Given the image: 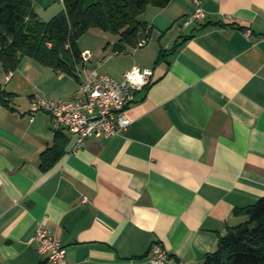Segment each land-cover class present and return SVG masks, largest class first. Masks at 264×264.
Returning a JSON list of instances; mask_svg holds the SVG:
<instances>
[{
    "label": "crops",
    "instance_id": "crops-1",
    "mask_svg": "<svg viewBox=\"0 0 264 264\" xmlns=\"http://www.w3.org/2000/svg\"><path fill=\"white\" fill-rule=\"evenodd\" d=\"M201 5L206 15L192 22V0L146 7L148 42L111 52L118 62L101 71L121 78L133 65L152 68L126 106L131 123L73 153L72 135L30 102L72 98L80 76L107 60L78 45L92 55L76 75L28 56L12 71L0 67L11 94L0 100V264H52L37 250L40 223L74 264H147L156 242L180 264H201L264 196V0ZM62 6L32 0L42 20ZM57 131L63 151L43 169L40 153Z\"/></svg>",
    "mask_w": 264,
    "mask_h": 264
},
{
    "label": "trees",
    "instance_id": "trees-1",
    "mask_svg": "<svg viewBox=\"0 0 264 264\" xmlns=\"http://www.w3.org/2000/svg\"><path fill=\"white\" fill-rule=\"evenodd\" d=\"M170 0H62V9L47 20L38 17L32 0H0V62L14 70L22 57L76 75L81 62L77 40L90 27L118 34L113 51L137 47L151 27L141 16L148 5L165 6ZM149 26V27H148ZM148 27V30L146 31ZM161 50L156 61L163 58ZM11 94L0 83V100ZM56 132L54 143L40 153L47 169L63 151ZM61 137V135H60ZM246 218L218 238L217 247L203 255L201 264H264V196L242 208Z\"/></svg>",
    "mask_w": 264,
    "mask_h": 264
},
{
    "label": "built area",
    "instance_id": "built-area-1",
    "mask_svg": "<svg viewBox=\"0 0 264 264\" xmlns=\"http://www.w3.org/2000/svg\"><path fill=\"white\" fill-rule=\"evenodd\" d=\"M205 15L201 0H192L188 21H196ZM147 42L148 38H142L137 46H143ZM80 56L82 60H87L90 58V51L83 49ZM145 70L147 75H144ZM152 73L150 67L133 65L121 78H117L110 72L91 69L85 77L80 76L78 88L72 98L33 96L29 109L30 112L40 109L48 111L53 127H62L72 135L73 139L67 151L73 153L90 137H114L129 126L131 118L126 113V106L134 98L135 92L150 82ZM137 75L143 76L144 83L141 86L131 82ZM34 237L37 240L38 252L45 254L49 262L74 264L66 260L65 248L51 229L40 223L35 229ZM148 253L147 264H180L171 259L167 249L158 242L149 247Z\"/></svg>",
    "mask_w": 264,
    "mask_h": 264
},
{
    "label": "rangeland",
    "instance_id": "rangeland-1",
    "mask_svg": "<svg viewBox=\"0 0 264 264\" xmlns=\"http://www.w3.org/2000/svg\"><path fill=\"white\" fill-rule=\"evenodd\" d=\"M117 39H118V34H115L111 31L109 32L102 31L101 29L96 27H90L88 30H86L79 36L77 43L78 45H80V47L84 45L90 47V49L93 50V52H100L99 56L103 58L104 61L106 59L107 62L105 61L106 63L102 67H98L97 69L100 71H108L105 70L106 65H112L118 62L117 57L108 58L111 52H114L112 51V48L110 46H113L112 43L115 42ZM106 45L108 46L107 48ZM119 52H123L122 54L126 52H134V48L127 47L125 50ZM90 55H92L91 51H90ZM92 60H94V56L92 57ZM0 67H1V62H0Z\"/></svg>",
    "mask_w": 264,
    "mask_h": 264
},
{
    "label": "clouds",
    "instance_id": "clouds-1",
    "mask_svg": "<svg viewBox=\"0 0 264 264\" xmlns=\"http://www.w3.org/2000/svg\"><path fill=\"white\" fill-rule=\"evenodd\" d=\"M134 71H137L136 69H134ZM147 70H145L144 75H147ZM134 85L136 86H141L144 83V79L143 76L137 75L132 81H131Z\"/></svg>",
    "mask_w": 264,
    "mask_h": 264
}]
</instances>
